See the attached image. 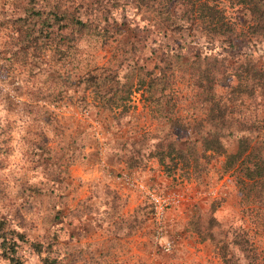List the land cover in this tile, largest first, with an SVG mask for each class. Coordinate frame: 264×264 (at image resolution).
Instances as JSON below:
<instances>
[{
  "label": "trees",
  "instance_id": "obj_1",
  "mask_svg": "<svg viewBox=\"0 0 264 264\" xmlns=\"http://www.w3.org/2000/svg\"><path fill=\"white\" fill-rule=\"evenodd\" d=\"M41 1L44 7L15 0L17 16H0V26L9 25L16 38L6 59L23 54L35 61L47 44L64 56L59 45L82 41L88 51L91 42L111 38V65L94 63L75 80L97 94L98 114L118 108V117L130 116L132 93L146 92L155 128L145 138L153 139L152 148L144 156L132 146L147 147V140H123L126 165L153 158L166 175L178 170L197 178L219 158V172L236 191L238 222L218 221L212 213L219 201L212 198L206 210L185 204L181 232L210 244L216 264H264V63L258 62L264 0H92L70 11L58 0ZM47 217L50 239L29 238L12 223L17 215L0 217V264H70L56 250L58 210Z\"/></svg>",
  "mask_w": 264,
  "mask_h": 264
},
{
  "label": "rangeland",
  "instance_id": "obj_2",
  "mask_svg": "<svg viewBox=\"0 0 264 264\" xmlns=\"http://www.w3.org/2000/svg\"><path fill=\"white\" fill-rule=\"evenodd\" d=\"M12 2L0 0L6 20L18 14ZM79 2L92 6V0L56 5L70 11ZM15 40L9 25L0 26V217L17 215L12 223L29 238L50 239L47 214L58 210L56 250L70 264H216L211 245L184 236L180 226L185 204L206 210L212 198L219 201L212 213L218 221L238 222L236 191L231 177L219 172V158L197 178L178 170L166 175L153 158L127 166L122 141L140 143L154 133L146 92L132 93L130 116L118 117V108L98 114L97 94L75 80L94 63L111 65V38L91 42L88 51L82 41L59 45L69 57L47 44L30 62L23 54L6 59ZM258 62L264 63V52ZM152 140L132 149L146 156ZM222 142L234 147L230 138ZM150 193L169 202L159 220L147 210Z\"/></svg>",
  "mask_w": 264,
  "mask_h": 264
},
{
  "label": "built area",
  "instance_id": "obj_3",
  "mask_svg": "<svg viewBox=\"0 0 264 264\" xmlns=\"http://www.w3.org/2000/svg\"><path fill=\"white\" fill-rule=\"evenodd\" d=\"M147 196L150 203L152 216L155 220H159L164 214L166 206L169 204V202L166 197L156 195L154 193H150Z\"/></svg>",
  "mask_w": 264,
  "mask_h": 264
}]
</instances>
